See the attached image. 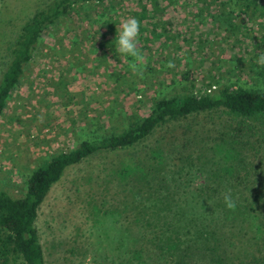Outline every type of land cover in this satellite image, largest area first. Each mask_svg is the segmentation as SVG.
Instances as JSON below:
<instances>
[{"label": "rangeland", "instance_id": "rangeland-1", "mask_svg": "<svg viewBox=\"0 0 264 264\" xmlns=\"http://www.w3.org/2000/svg\"><path fill=\"white\" fill-rule=\"evenodd\" d=\"M52 1L0 0V80L22 26ZM223 2L158 0L156 12L154 0L76 2L39 39L0 117V189L25 196L37 166L84 140L125 131L158 99L224 86L264 89V68L255 62L264 18L252 21ZM142 5L153 11L138 37L140 77L114 39L120 20L140 21ZM231 120L220 112L172 120L135 146L69 166L39 210L47 263H252L259 244L264 251L259 233L244 235L240 229H248L225 217L219 197L244 190L226 167L242 175L251 166L264 170V142L246 132L235 138ZM222 149L234 157L221 158ZM170 237L182 245L164 248ZM12 263L25 264L17 256Z\"/></svg>", "mask_w": 264, "mask_h": 264}, {"label": "trees", "instance_id": "trees-1", "mask_svg": "<svg viewBox=\"0 0 264 264\" xmlns=\"http://www.w3.org/2000/svg\"><path fill=\"white\" fill-rule=\"evenodd\" d=\"M78 1L80 0H53L45 8L37 10L22 26L21 32L10 45V59L0 80V117L8 106L9 97L21 81L25 67L33 59L34 50L43 33L58 19L67 15ZM153 5L156 12L158 0H154ZM222 5L229 8L232 6V13L239 9V12L249 15L252 21L264 18V0H224ZM141 10L140 29L144 18L149 17L153 8L142 5ZM207 112H220L230 116L231 122L236 123V126H233L235 138L246 132L248 136L257 135L264 142V89L224 86L200 96L187 94L183 97L158 99L147 116L133 120L125 131L95 141L84 140L77 147L62 151L37 166L27 178L25 196L14 198L0 189V264H13L15 256L21 257L25 264H48L37 219L48 193L69 166L78 164L100 151L135 146L146 140L157 128L172 120ZM222 152L224 154L221 158L226 161L234 157L229 150L222 149ZM225 171L231 175L228 179L234 186L236 181L239 185H244V190L230 193L235 205L233 208H229L225 203L226 193L219 197L225 217L233 225L245 226L248 231L240 229L244 235L250 233L249 230L253 231V235L259 233L264 246V170L251 166L246 168V173L242 175L237 173L238 170L233 166H228ZM190 229L189 225L188 231ZM212 234L213 231L209 235ZM172 241L173 237H170L164 248L172 250L182 245L181 238ZM259 245V253L257 252V256H254V260L249 264H264V251L261 244Z\"/></svg>", "mask_w": 264, "mask_h": 264}, {"label": "clouds", "instance_id": "clouds-1", "mask_svg": "<svg viewBox=\"0 0 264 264\" xmlns=\"http://www.w3.org/2000/svg\"><path fill=\"white\" fill-rule=\"evenodd\" d=\"M141 24L140 21L134 17L129 16L120 20L119 25L116 26L115 36V52L119 57L131 58L129 60V69L136 75L143 77V72L146 70L145 57L142 52L138 50V37L140 35ZM113 65L115 61L111 60ZM258 66L264 68V50H261L256 57ZM224 200L229 208H233L234 202L231 199V194L226 193Z\"/></svg>", "mask_w": 264, "mask_h": 264}]
</instances>
